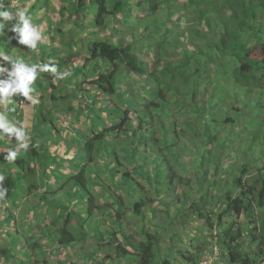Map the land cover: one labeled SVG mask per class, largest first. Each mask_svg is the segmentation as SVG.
Listing matches in <instances>:
<instances>
[{"label":"trees","instance_id":"trees-1","mask_svg":"<svg viewBox=\"0 0 264 264\" xmlns=\"http://www.w3.org/2000/svg\"><path fill=\"white\" fill-rule=\"evenodd\" d=\"M0 3L26 10L36 25L46 22L43 32L56 45L45 56L51 58L52 54H59L61 64H77L69 81L72 78L76 81V76L85 70L95 73L94 77L76 83L70 91L69 105L57 106L66 115L74 111L78 114L88 112L89 118L97 114L104 120L103 126L86 137L85 162L72 176L88 192L86 212L89 216L97 204L95 194L87 185L88 182L92 185L88 176L93 174L131 177L141 190H147L144 181L132 177L134 172L129 165L136 164L134 168L141 172L142 178L160 193L144 168L148 162L142 157L144 150L166 165L169 183H174L175 187L180 185L185 177L177 167L186 170L185 159L180 156V150H185L181 139L190 132L189 140L192 135L200 139L194 145L195 162L203 166L214 164L216 171L230 154H243L232 149L227 153L230 144L235 143L232 137L249 136L253 142L261 136L264 152V0H0ZM50 10L53 13H49ZM63 36H69L68 40ZM84 40L86 53L80 55L81 51H78L74 54V50L83 47L81 41ZM57 41L59 43H54ZM62 43L68 50L66 55L57 53ZM7 44L1 33L0 47H6L3 51L9 53ZM22 54L28 63L31 57H36L24 49ZM98 69L101 71L97 75ZM39 82L41 80L37 84ZM69 88L64 90L69 92ZM255 91L257 96L251 103L250 95ZM238 94H245L241 106L238 105ZM50 96V105L65 99L55 90ZM65 96L68 97V93ZM246 107L251 113L241 121ZM52 130H59L57 124H53ZM121 135L124 143L116 147L115 142ZM30 144L29 149H22L26 158L42 161L44 168L49 170L59 154H51L52 161L50 158L42 160L37 145ZM217 146L219 155L215 156ZM259 146L257 144L256 148ZM48 149L55 154L56 147ZM4 157L0 153V174L6 177L8 196L0 201V207L5 206L6 201L15 202L12 197L21 180V169H24L20 167L15 171L14 163ZM98 158H103V165L98 163ZM25 160L17 157L15 162ZM250 162L243 160L232 173V185L223 191L227 203L220 207L217 204L220 205L221 199L214 201L220 212L213 213L218 215L223 232L210 233V238L213 244L220 243L226 250L223 260L227 264L264 263V158ZM46 193H49L48 189ZM185 199L189 215H201L202 209L207 207L208 201L200 204L195 198ZM150 202L151 198L145 196L133 202L131 209L135 215L143 216L144 208ZM123 204L120 194L115 200L116 211H112L117 231L99 223L98 237L109 238L107 243H99V246L111 247L119 257L136 255L138 264H173L165 256L157 259L159 239L151 226L153 223L150 231L145 227L142 229L144 236L140 240L134 237L135 230L129 232L123 226L120 213ZM231 213L236 217L244 214L248 218L246 229L237 219L234 224L224 226L223 216ZM74 219L78 218L68 212L65 218L58 216L53 220L50 228L55 229V236L50 232V237L54 246L48 248L70 249L83 240L85 234L76 232L71 226ZM57 221L61 224L55 227ZM24 244L26 256L33 255V264H41L37 257L40 243L26 240ZM254 244L255 249L252 248ZM51 250L44 255L42 263H50ZM0 254L13 257L14 250L3 248ZM116 259L106 264H112ZM194 259L190 257V260ZM99 264L102 263L99 261Z\"/></svg>","mask_w":264,"mask_h":264},{"label":"rangeland","instance_id":"rangeland-1","mask_svg":"<svg viewBox=\"0 0 264 264\" xmlns=\"http://www.w3.org/2000/svg\"><path fill=\"white\" fill-rule=\"evenodd\" d=\"M30 4L28 3V5ZM43 13L45 14L46 12ZM49 13L53 12L50 10ZM45 28L46 22L44 21L41 25L42 32ZM43 33L45 35V32ZM9 35L12 34L10 33ZM45 36L47 37V41L45 44L39 45V54L29 51V53L36 55V57L30 58L29 63H37L50 59L55 62L60 70L68 71L70 75L75 73L76 63L61 64L62 61L58 59L59 54H52L51 58L45 56V53L53 45H56L50 42L47 35ZM62 38L68 40L69 36H63ZM5 39L7 41L6 36ZM81 42L84 43L83 47L77 51L74 50V54L78 51H81L80 55L86 53V41ZM54 43H59V41ZM7 45L9 53L13 56L23 57L22 49L27 50L25 46L18 45L15 39L11 40ZM2 48L4 50L6 47ZM67 51L63 43L57 49V53L59 52L62 55H66ZM96 71L100 72L101 69ZM41 76L44 79L41 80V83L39 82L40 84L36 85L40 94L41 102L39 105L20 106L22 98L16 96L14 97L15 101H11L4 108L10 118H15L17 122L26 125L27 130L31 134L30 143L34 142L37 145L38 156L42 160L50 158V161H52L51 154H59V156H56L54 164L48 170L44 168V165L41 163L42 161L37 159L30 161L29 157L26 158L25 151L14 145L16 143L15 138L8 140L7 138L0 137L1 157L7 155L6 150L16 147L17 157L27 159L23 163L14 162L12 166L15 171L20 170V167L24 168L21 169V180L18 182V188L12 197V200L15 202L12 204L11 201H6L4 202L5 206L0 207V250L3 248L14 250L13 257H6L0 254V264H33L32 258L34 256L32 255L31 257L30 255L29 257L24 253V249L26 248L24 242L26 240L40 243L37 257L41 264H99V261L102 264H106L116 257L118 259L113 261L112 264H138L136 255L131 254L119 257L111 247L101 248L99 246V243H107L109 240L108 237L105 239L98 237V230H100L99 223L111 231H117L112 218V211H116L115 200L120 194L124 201L120 212L122 214L123 226L129 232L135 230L133 234L135 233L134 237L136 239H143L142 229L145 227L150 231L151 223L154 224L151 226L154 232H157L156 235H158L159 239L157 259L165 256L173 264H194V262L195 264H227L226 260H223L226 250L220 243L215 242L213 244L210 238L211 234L223 232V226L219 227L218 224V215L213 213V211L220 212V209L214 205V201L216 203V200L220 198V205L217 204L220 207L227 203L223 191L232 185V173L238 170L243 160H249L252 163L259 158H264V152L261 149V136H258L259 139L253 142L250 141L249 136L248 138L243 136L242 139L238 136L232 137V142L235 141V143L230 144V149L227 153H231L232 149L238 150L243 154L238 156L235 153L230 154L225 159L221 168L216 171L214 164L203 166L195 162L194 145L200 139L192 135V140H189L188 138L192 132L188 133L187 137L184 135L181 139V145L182 149L185 147V150H180V156H183L185 159L186 170L177 167V171L185 179L177 187H175L174 183L168 182L166 165L159 160H155L150 151L144 150L142 157L148 160L144 168L151 177L152 184L160 190V193H156L146 179L142 178L141 172L134 168L136 164L129 165V168L134 172L132 177L141 182L144 181L147 190H141L139 184L134 182L131 177L115 178L111 174L108 177L90 175L88 177L92 181L93 186L90 182L87 185L95 194L97 204L93 214L89 216L86 212L88 192L72 176L79 171L81 165L85 162L84 145L86 137L93 130H97L103 126L104 120L97 114L95 115L96 117L92 116L89 118L88 112L78 114L77 111H74L66 115L65 113H61L57 106L69 105L72 99L70 91L75 88L76 83L86 78L94 77L95 73L85 70L80 76H76V81L73 78L69 81L70 77L68 76L64 80L53 82L48 73L41 74ZM66 87H70L69 92L64 90ZM53 90L58 91V96H64L65 99L56 101L57 104L50 105V94ZM67 93L68 97L65 96ZM252 93L250 101L254 103L257 93L256 91ZM239 94L238 105L241 106V104L243 105L242 98L245 94ZM72 102L74 104L77 103L76 100H72ZM243 110L245 114L241 121L246 120L251 113V110L247 107ZM86 117L87 120L84 121ZM53 124H57L59 128L58 133L52 130ZM238 128H235V131L238 132ZM123 138L124 136L121 135L116 140V147L123 145ZM47 144H49L48 147ZM257 144L260 145L258 148H256ZM49 147H56L55 154L51 153L52 150H49ZM218 150L217 146L214 150L215 156L219 155ZM97 161L98 163L101 162L102 165L104 164L103 158H98ZM30 166H34L32 171H28ZM1 167L2 164H0ZM204 170L206 172H203ZM198 176L202 178L199 179ZM46 189L49 190V193H46L47 196L45 194ZM128 192H131L132 196ZM156 195L159 196L158 199L155 198ZM201 195H203V198ZM45 196L46 198H43ZM145 196L150 197L152 202L144 208L143 216H137L131 209L132 203L141 200ZM40 197H42V200H40ZM185 198H195L200 204L204 200L211 201V203L207 202V207L202 209L201 215L198 213L189 215L187 213L188 209L185 208L188 205L185 203L187 202ZM51 201L55 204L52 205ZM58 205L59 208L57 207ZM5 212L8 214H5ZM68 212H71L75 218H78L73 220V225H71L73 229L76 232L84 233L85 236L82 241H77V244L70 249L67 247L68 250L67 248H55L51 250L48 247L54 246V243L53 238L50 237V232L55 236V229L53 227L50 228L51 224L58 216L65 218ZM8 216L10 220L7 219ZM150 219H152V222ZM235 220L240 225L245 226L244 229H246L249 223L248 218L244 214L236 217L231 213L224 215L222 218L225 227L234 224ZM60 224L61 221H57L55 227H58ZM124 245L128 246L127 243H124ZM252 248L255 249V244L252 245ZM50 250L53 252L49 256L50 263H42V258L44 255L49 254ZM107 254L110 256H106ZM190 257H194L195 259L192 261Z\"/></svg>","mask_w":264,"mask_h":264},{"label":"clouds","instance_id":"clouds-1","mask_svg":"<svg viewBox=\"0 0 264 264\" xmlns=\"http://www.w3.org/2000/svg\"><path fill=\"white\" fill-rule=\"evenodd\" d=\"M0 32L7 37L8 44L15 39L17 44L25 46L27 52L39 54V45L45 44L47 37L41 30V26L34 24L33 17L23 9H13L0 3ZM12 35H9V34ZM19 48V47H18ZM41 73H48L51 81L56 82L66 79L70 73L60 70L52 60L28 63L20 56L0 50V137L11 140L15 138L16 147L27 150L31 141V134L23 123L10 118L4 106L14 97H21L20 106H36L40 104V94L36 84L44 79ZM99 72H97V75ZM16 147L6 150L4 159L15 162L17 158ZM6 177L0 174V201L8 196V188L5 184Z\"/></svg>","mask_w":264,"mask_h":264},{"label":"built area","instance_id":"built-area-1","mask_svg":"<svg viewBox=\"0 0 264 264\" xmlns=\"http://www.w3.org/2000/svg\"><path fill=\"white\" fill-rule=\"evenodd\" d=\"M261 264H264V263H261Z\"/></svg>","mask_w":264,"mask_h":264}]
</instances>
